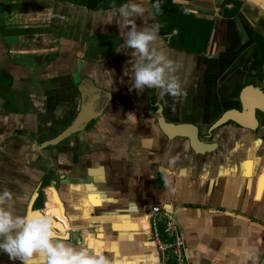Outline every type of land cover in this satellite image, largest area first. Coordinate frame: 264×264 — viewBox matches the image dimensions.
Returning a JSON list of instances; mask_svg holds the SVG:
<instances>
[{
    "label": "crops",
    "instance_id": "obj_1",
    "mask_svg": "<svg viewBox=\"0 0 264 264\" xmlns=\"http://www.w3.org/2000/svg\"><path fill=\"white\" fill-rule=\"evenodd\" d=\"M174 4L206 22L199 23L194 53L169 47L159 27L156 47L178 65L175 75L187 92L182 102L133 87L144 61L123 48L114 9L50 0L46 22L40 5L35 23L19 24L31 28L24 39L9 38L5 48L0 38V70L12 77L14 109L5 111L0 99V192L13 193L14 215L51 216L64 242L112 264H167L173 240L167 234L153 240L151 225L155 219L157 231L164 229L166 206L178 212L187 264H264V190L256 194L264 131L215 125L228 110L241 113L243 88L264 91V0ZM150 5L145 17L134 18L138 29L158 25ZM245 99L260 96L249 91ZM81 107L96 116L82 131L38 147L70 126ZM158 107L164 123L177 128L160 127ZM235 115L252 124L250 116ZM190 135L211 145L204 156L193 151ZM50 188L58 207L41 197ZM155 208L159 213L149 218ZM0 264L21 261L0 251ZM31 264L46 259L38 255Z\"/></svg>",
    "mask_w": 264,
    "mask_h": 264
},
{
    "label": "clouds",
    "instance_id": "obj_2",
    "mask_svg": "<svg viewBox=\"0 0 264 264\" xmlns=\"http://www.w3.org/2000/svg\"><path fill=\"white\" fill-rule=\"evenodd\" d=\"M149 0H132L114 8L120 23L117 24L124 37L123 48L134 49L133 56H139L143 63L136 66L133 87L139 92L144 89H157L161 97L171 96L177 102L187 98V92L175 73L178 65L158 50L156 43L160 37L159 26L138 29L135 17H145ZM174 3H187V0H173ZM156 14L161 13L160 0L150 5ZM185 13L189 9H184ZM63 20L64 17H58ZM13 193L0 192V251L7 253L13 261L31 264L33 258L42 255L46 264H112V261L87 249H77L57 236L51 216L43 213L14 215Z\"/></svg>",
    "mask_w": 264,
    "mask_h": 264
},
{
    "label": "trees",
    "instance_id": "obj_3",
    "mask_svg": "<svg viewBox=\"0 0 264 264\" xmlns=\"http://www.w3.org/2000/svg\"><path fill=\"white\" fill-rule=\"evenodd\" d=\"M63 3L83 8L88 11H108L114 8H119L122 4L128 3L130 0H60ZM155 0H150V4L154 3ZM161 3V13L156 14L155 10H153V14L157 20V23L160 27V32L163 35H166L172 27L178 26L181 30L180 41L178 42H170L168 43L169 47L172 49L185 51L190 50L189 52L195 51L194 47H196L195 42L199 40V36H201L199 27L201 26L199 23H206L202 21L196 20L191 14L185 13L184 6L176 5L172 2V0H160ZM3 5L0 4V12H2L1 7ZM1 14V13H0ZM175 20L177 22H175ZM179 20V22H178ZM210 24V23H209ZM0 32L4 36V29L2 24H0ZM193 47V48H192ZM194 50V51H193ZM12 77L11 75L4 70H0V99L4 100V109L7 112H12L14 109H10V99L11 92L10 87L12 85ZM14 112V111H13ZM41 197H46L53 204H56V207L60 206V203L56 197L55 192L50 188L47 190H43L41 193ZM40 207V206H39ZM44 209L47 213L52 212L50 206H45ZM56 212V211H54ZM62 213V212H61ZM159 235H161V239H164L166 236L164 233V229L161 225L158 227ZM168 242L169 239H166ZM170 257L167 260V264H175L170 261Z\"/></svg>",
    "mask_w": 264,
    "mask_h": 264
},
{
    "label": "water",
    "instance_id": "obj_4",
    "mask_svg": "<svg viewBox=\"0 0 264 264\" xmlns=\"http://www.w3.org/2000/svg\"><path fill=\"white\" fill-rule=\"evenodd\" d=\"M249 91H254L256 92L259 96H260V100H258L257 102L254 103H248L245 99V96L247 94V92ZM262 98V99H261ZM263 94L262 92L255 87H252L251 85L246 86L245 88H243L240 92L239 95V99L241 102V113H238L236 110H228L226 111L222 117L219 119V121L216 123L217 126L222 125L227 123L228 121L233 122L241 127H246V128H253V116L255 115V111H259V112H264V99H263ZM235 114H239V115H246L247 117H251L252 119V124H246L245 122H243V120L239 119V117H237V115ZM95 114H87V112H85L84 108L81 107V110L79 111V113L77 114L75 121L68 126L65 130H63L58 136H56L54 139L52 140H48L44 143H42L40 146H38L39 148H45V147H49V146H55L58 143H60L61 141H63L65 138L69 137L70 135L76 133V132H80L82 131L85 126L91 121L93 120L96 116H94ZM156 115H158V119H159V123H160V127L161 128H169V127H173V128H177L178 126H172V125H168L166 123H164L163 121V117L160 114V108L158 107L157 111H156ZM176 130V129H175ZM176 134H178V131H175ZM169 136H172L173 134L168 133ZM178 136V135H177ZM189 141H190V146L193 149L194 152L198 153V154H202L203 156L205 155L204 152L209 150V147L211 145H206L204 143H202L200 140L194 138V136L190 135L188 137ZM257 190L256 189V194H257ZM169 207L166 206L164 209H166L167 211H169L170 214H173L174 219L177 223V225L179 226V229L182 233V237H183V244L185 246V236L183 233V229L181 227V225L179 224L178 220L176 219V216L178 214L177 211H172L171 208L168 209ZM185 251V255L186 258L188 260V253L186 251V249H184Z\"/></svg>",
    "mask_w": 264,
    "mask_h": 264
},
{
    "label": "flooded vegetation",
    "instance_id": "obj_5",
    "mask_svg": "<svg viewBox=\"0 0 264 264\" xmlns=\"http://www.w3.org/2000/svg\"><path fill=\"white\" fill-rule=\"evenodd\" d=\"M35 1L36 0H33L32 2H35ZM41 1H43V0H38L37 2H41ZM28 3H30L29 0H1L0 1V4L3 5L1 7L2 12H0L1 13L0 14V24H2L3 29H4V36L2 35L3 32L2 33L0 32V38L3 41V43H5L4 44L5 48H7V43H6L7 39L14 38V37L24 39L23 36L30 34V29H31L30 27L23 28L19 24H33V23H35V21L30 22V21L26 20V18H24V17H23L24 19L21 21V20H19V18L22 19L21 14H19V15L14 14L11 16V11L14 8H17L16 6H18V8H20L22 6L28 5ZM20 4H22V5H20ZM36 18H34L33 20H36ZM180 35H181V30H180L179 25H178V26L172 27L166 35H162V36L165 37V41L168 44L170 42L180 41V37H181ZM259 44L261 45V43H259ZM260 47L261 48H259V56L261 58H264V48H263L264 45H261ZM7 52H8V50H7ZM260 91L262 92L263 97H264L263 89H260ZM15 111H16V109H15ZM216 123H215V125H216ZM223 125L224 124L219 125L217 127H220ZM243 128H246V127H243ZM246 129L250 130L251 132H254V134H256L258 131H261V130L264 131V112L255 111V115L253 116V128H250V129L246 128ZM263 140H264V136H263ZM263 169H264V165H263ZM262 173H263V170L260 174V177L262 176Z\"/></svg>",
    "mask_w": 264,
    "mask_h": 264
},
{
    "label": "built area",
    "instance_id": "obj_6",
    "mask_svg": "<svg viewBox=\"0 0 264 264\" xmlns=\"http://www.w3.org/2000/svg\"><path fill=\"white\" fill-rule=\"evenodd\" d=\"M158 213H159V209L157 208L153 209V212L149 216V218H153ZM162 220L164 224V233L167 234L173 240L171 245H169L168 247L172 250L171 259L174 261L175 264H187V258H186L185 251H184L182 233L173 215L164 210L162 213ZM157 224H158L157 220L153 219L151 221V225L154 229L152 236L154 238L153 240H155L156 242L159 239V233L157 231ZM161 248L162 247H160V249Z\"/></svg>",
    "mask_w": 264,
    "mask_h": 264
},
{
    "label": "rangeland",
    "instance_id": "obj_7",
    "mask_svg": "<svg viewBox=\"0 0 264 264\" xmlns=\"http://www.w3.org/2000/svg\"><path fill=\"white\" fill-rule=\"evenodd\" d=\"M30 3H28V5L22 6L20 8H18V6H16L17 8H14L11 11V16L14 14H21L22 15V19L19 18V20H23L24 18H26V20L30 21V22H34L35 20H33L34 18L37 17L36 14V9L41 5H44L43 8H41L42 12V16L41 18H43V22H46L45 18H48V13H47V7H48V3H50V0H43L41 2H37V0L35 2H32L33 0H29ZM22 5V4H20ZM46 5V6H45ZM40 8V7H39ZM44 10V11H43ZM24 17V18H23ZM45 20V21H44ZM175 22H177L175 20ZM11 39H9L10 41ZM12 41V40H11ZM1 56V55H0ZM1 57H0V62H1ZM172 251V250H171ZM170 251V253H171Z\"/></svg>",
    "mask_w": 264,
    "mask_h": 264
},
{
    "label": "bare ground",
    "instance_id": "obj_8",
    "mask_svg": "<svg viewBox=\"0 0 264 264\" xmlns=\"http://www.w3.org/2000/svg\"><path fill=\"white\" fill-rule=\"evenodd\" d=\"M264 190V172L258 181V193L257 198H260L262 191Z\"/></svg>",
    "mask_w": 264,
    "mask_h": 264
},
{
    "label": "snow or ice",
    "instance_id": "obj_9",
    "mask_svg": "<svg viewBox=\"0 0 264 264\" xmlns=\"http://www.w3.org/2000/svg\"><path fill=\"white\" fill-rule=\"evenodd\" d=\"M93 202H97L94 197H93Z\"/></svg>",
    "mask_w": 264,
    "mask_h": 264
}]
</instances>
